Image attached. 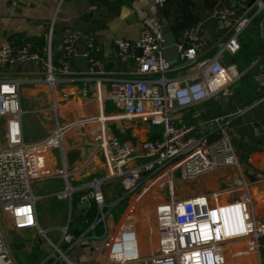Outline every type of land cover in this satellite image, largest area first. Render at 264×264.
<instances>
[{
	"label": "built area",
	"instance_id": "obj_1",
	"mask_svg": "<svg viewBox=\"0 0 264 264\" xmlns=\"http://www.w3.org/2000/svg\"><path fill=\"white\" fill-rule=\"evenodd\" d=\"M162 2L150 0L148 11L157 14ZM261 10L264 11V0H235L233 5L220 4L211 8L210 14L221 23L225 38L217 51L195 61L197 76L192 81L168 73L172 63L162 54L163 36L159 22L152 26L142 25L134 39L112 37L113 55L119 61L131 60V72L138 77L112 80L105 91L100 86L105 73L98 57L100 45L91 32L63 26L59 34V57L53 55L51 27L44 35L41 48L34 47L29 40L0 41V264H17L9 243L8 226L15 229L36 227L45 234V230L37 226L34 214V201L42 196L61 201L65 208V220L54 227L60 233L58 241L49 242L53 252L58 253L57 257L66 259L65 249L60 248L61 242L73 244L88 236L80 231L72 233L69 229L72 197L80 189L83 193L78 196V201L91 200L95 205V216L89 228L101 224V231L91 232L87 239L100 254L97 264H231L230 257L240 254L252 255L243 258L248 264H264V253L261 252L264 223L257 222L254 217L250 189L253 183L246 179L245 171L237 161L227 127L232 116L264 101V71L253 72L252 79L261 94L245 107L190 124L175 123L173 115L179 108L230 92V85L240 77L241 71L234 63L221 62L218 55L222 49L234 52L238 48V33ZM181 33L188 42L186 45L177 43L178 56L193 59L206 45V40L196 34V27H184ZM80 41L81 49L78 47ZM74 54L84 56L87 69L82 73L95 79L93 93L100 105L108 101L122 114L159 126L160 130L154 137L136 134L135 141H119L106 134L104 146L97 147L105 158L100 177L81 184L66 181L60 188L35 195L31 182L45 161L43 156L39 164L37 154L41 150L44 153L52 145L61 150L65 127L54 124L42 139L25 142L20 122L21 82L4 71L8 66L31 62L42 75L41 81L52 92L60 76L74 72L69 64ZM78 93L81 96L89 93L86 83L80 85ZM55 102L52 99L53 113H56ZM90 117L70 123L96 121ZM99 131L102 132L101 125ZM221 166H227L230 172L219 188L175 198L170 186L168 196L155 201L150 223L155 238L152 252L144 255L140 251L138 232L130 220L131 211L125 217L127 224L107 225L105 217L109 208H106L101 189L104 180L116 177L122 189L121 197L135 201L137 196L150 190L155 181L162 184L165 179L172 180L175 170L178 179L184 180ZM67 168L62 165L55 174L66 177ZM42 170L47 172L43 175L53 173L45 168ZM241 263L244 264L242 259Z\"/></svg>",
	"mask_w": 264,
	"mask_h": 264
},
{
	"label": "crops",
	"instance_id": "obj_2",
	"mask_svg": "<svg viewBox=\"0 0 264 264\" xmlns=\"http://www.w3.org/2000/svg\"><path fill=\"white\" fill-rule=\"evenodd\" d=\"M149 1L150 0H0V41L9 40L12 42H20L22 40H29L33 43L34 47L40 48L36 43L38 40L44 39V35L49 27L52 29V36L54 34H60L63 26L66 25L80 32H91L95 35L100 45L98 57L105 67V73L102 75L100 86L102 91H105L109 86V82L112 80L138 77L137 74L131 72V60L119 61L113 55L111 40L114 35L134 39L137 37L139 28L142 25L152 26L159 22L161 24V29L163 26L165 27L164 34L166 35L175 34V31L179 30L176 41L186 45L188 40L182 35V28L195 27L193 24L198 23L200 20L210 15V10L214 5H233L235 3V0H163L159 7V12L157 14H151L147 9ZM246 28L252 32L254 38L264 40V11L261 10L257 14V17L247 24ZM200 36L206 40V45L196 53L193 59L188 60L179 57L172 63L171 69L168 71L171 76L184 77L187 81L195 79L197 76L194 71L195 61L205 58L214 51H217L225 38L223 34L220 36H213L207 30H204ZM80 46L82 48L81 41L78 42V47L80 48ZM52 51L55 57L60 56L59 41L53 39ZM232 55L233 52L227 49H222L218 55L221 62L234 63L236 68L241 71L238 80L230 85V92L225 95L217 94L210 97L212 101L217 103L216 105L210 103L208 98L197 104L177 109L173 112L175 123H197L199 120L208 119L218 114L232 112L239 107H235L232 110H225L229 105L225 108L221 101L227 100L230 104L229 107H231L235 105L236 102L242 104L246 98L251 100L256 96L258 89H256L257 87H255L252 79V74L254 72L252 66L258 63V57L256 56L253 60L243 65L241 61L234 62ZM71 67L74 68V72L70 75L60 76L52 92L48 90L41 81L42 75L37 72L35 65L31 62H23L15 66H8L4 71L7 76L16 77L20 80V95L21 88L24 87L25 84L28 85L29 89H36L31 91L29 96L27 95L25 97L38 102L37 107L35 106L33 109L36 111L35 115L44 133L26 142L31 143L42 139L49 134L54 124H60L65 127L60 145L62 151L58 146L55 148V151L51 148L52 146L46 148L43 153L45 158L43 166L38 168V174H36L32 182L35 180L47 181L52 178H59L63 181L60 185L62 187L66 181L73 184H81L85 181L100 177L104 172L105 158L102 151L98 150L96 147L99 137H103L102 132L98 135L101 123H93L97 126V135H94V138H89L87 121L82 120L70 123L73 122V120H80L81 118L90 116H92L90 118L100 120L102 116H105L104 125L106 134L119 141H135L136 134L140 136H142L141 134H146L149 137H154L159 133L160 127L151 126L146 121H139V119L137 120L136 118H125L122 113L108 101H105L102 108L99 109L100 100H98L93 93V85L96 83L95 79L85 76L77 66L71 65ZM147 77L152 78L150 75ZM82 83H86L88 89L89 87L92 88L85 96H81L78 93ZM52 99L56 100V113H51L52 110L50 107ZM109 106H111L110 108L113 110L106 108ZM216 108L220 113H216ZM105 109H107V111H105ZM245 110L241 112L242 115L238 113L229 119L227 124L228 134L237 161L241 169L245 171L246 179L258 186L255 189H251L253 195L252 203L254 202L257 206V210L260 208L259 205L262 206L263 210L260 214H256L254 211L253 213L257 222L264 223V103L254 106L252 110L249 109L251 111ZM20 122L21 135L23 136L22 119ZM233 141L238 146H242L241 144L243 143L247 144V146H245V151L241 153V149H238L239 153L235 152V143H233ZM71 149L79 151L76 159L71 166L67 168L68 172L66 177L54 173L43 175L47 173H43V168L54 172L62 167V165L66 167L64 154ZM138 159L143 158H137L136 160ZM221 168L225 169L221 181H225L229 178L230 169H228L227 166H221ZM113 180L118 183V179L113 177L104 180L103 183H105V188H102L106 208H109V214L107 213L105 217L106 223L109 226L117 224L112 221L110 209L114 207L118 199H122V189L118 183L120 189L116 198L105 201L106 187L110 186V182H113ZM81 193H83V189L77 190L73 194L70 218L72 212L76 213V209L73 208V202H75V206H77L76 203H79L77 208L90 204L91 200L86 202L78 201V196ZM221 195L223 194H220V196ZM151 198L154 200V197L151 196ZM138 199L139 197L137 196L136 200ZM126 200L129 201L127 198ZM110 201L112 202L109 203ZM50 202L56 205L57 210L61 211V201H56L50 197L48 203ZM144 202L146 203L148 200L144 199V201L140 203L144 204ZM119 203L120 201L118 204ZM48 208L50 209V205ZM138 211L143 214L150 210L144 211L139 207ZM34 214L37 226L45 230V232L56 229L54 227L61 224L66 217V214L61 211L58 215H54L51 223L45 224L43 227L40 226L37 212L35 211V201ZM92 220L85 229L80 230V232L88 236L73 244H71V242H61L60 245L63 244L61 248L63 250L65 249L64 255L66 259L61 257L58 258L56 250L55 252H53L54 250L50 252H25V254H21V262L16 261L17 264H69V262L72 264H97L100 260V254L95 247L89 244L87 239H89L91 232L99 233L101 231V224L96 223L93 228L90 229L89 225L92 223ZM71 224L72 223H70L69 229L71 228ZM70 231L75 234L77 233V230L74 229H70ZM7 232L9 236H12L13 244L17 247L25 248L28 247V244L24 245L22 242H19L18 238L26 236L28 232L34 234L38 231L36 227L15 229L8 226ZM58 238L59 235L57 234V241ZM138 240L142 254L146 255L152 252L155 243L154 230L151 228L150 232H146L143 237L139 236ZM262 240H264V238ZM244 243L243 241V244ZM262 244L264 245V241H262ZM31 246L32 249L39 248V239L34 240ZM94 250L95 253L93 252ZM30 253H32L31 257L28 256ZM250 257H252L251 254H247L246 256L244 254L237 256L232 255L230 257V263L242 264V259L244 264H248L244 262L243 258L248 259Z\"/></svg>",
	"mask_w": 264,
	"mask_h": 264
},
{
	"label": "rangeland",
	"instance_id": "obj_3",
	"mask_svg": "<svg viewBox=\"0 0 264 264\" xmlns=\"http://www.w3.org/2000/svg\"><path fill=\"white\" fill-rule=\"evenodd\" d=\"M34 90L36 89H29L27 84H25L24 87L21 88L20 105L23 110L21 114L22 126H23V136L22 137L25 142L44 133L42 128L39 126L38 118L35 115L36 111L33 109L35 106L37 107L38 102L25 97L27 95L29 96V94H31L30 92ZM221 102L222 104H224L225 108L228 105L230 106L227 100L221 101ZM229 106L225 110H232L235 107L240 108L243 105L238 104L236 102L235 105L231 107ZM101 108H102V104L100 105L99 109ZM105 111H107V109H105ZM51 113L53 112L51 111ZM122 115L125 118H128V116L124 114ZM240 115H242V113ZM104 117L102 116L100 120H96V121L95 120L87 121L86 124H88L87 126H88V136H90L89 138H94V135H97V132H96L97 126L93 124L94 122L101 123L102 134H103V137H105L106 132H105V125H104V120H105ZM156 127H159V126H156ZM99 134H100V131H99ZM0 138H1V134H0ZM233 143L235 142L233 141ZM241 145L242 146H238L236 143L234 144L235 152L239 153L238 149H241L240 150L241 153L245 151V148H246L245 146H247V144L243 143ZM56 147H57L56 145L54 146L52 145L51 148H53L55 151ZM42 152L43 151L41 150L37 154V162L39 164H41L42 162V158H43ZM53 173L55 174V171ZM224 173H225V169L218 167L207 173L194 176V177H190V178H186L184 180H180L177 177V170H175L173 172L172 181H170L169 179H165L162 184H158L157 181H155L154 184H152V187L148 192H143L144 195L142 194V196L141 195L139 196V199H138L139 201L136 199L135 201L134 199L127 201L126 198L118 199V202L120 201V203L110 209V212H111L110 216L112 218V221L115 222V224L116 223L127 224L128 222L126 221L125 217L131 211L129 213L130 215H132V218H130V220H133L132 222L135 223L133 225H134V228L137 230L138 235L143 237L145 236L146 232H150L151 230L150 223H152V213L151 212H152L153 204L155 203V201L164 200L168 196V189L170 186H172L173 188L175 198H177V196H188V195L196 194V193L209 192L212 189L219 188L221 177L223 176ZM62 183H63L62 179H59V178H52L47 181L46 180H35L32 182L31 190H32V193L35 195H42L43 193L47 191H51L59 187ZM110 184H111L110 186L106 187L107 191L105 193V201L113 200L114 198H116V195L120 189L118 187V183H116L114 180L113 182H110ZM102 188H105V183H101V189ZM151 196L154 197V200L153 198H151ZM49 198H50L49 196H44V197H38L35 200V211L37 212L39 225L42 227L45 224L47 225L48 223H51L53 221L54 215L55 216L58 215L59 213H61V211L63 213L66 212L63 206H60L61 211H59L56 209L57 207L55 204H52L51 202L48 203ZM141 199L142 201H144V199L148 200V202L146 203L144 202V205L146 206V209L150 210L143 214H141L138 211V208L142 206L140 203L142 202ZM111 202L112 201H110L109 203ZM49 205H50V209H53V210H50L48 208ZM259 207L260 208L257 211H255L256 214H260V212H262L263 210L262 206L259 205ZM57 234L60 235L57 229H51V231H46L45 234L41 233L40 231L34 234H31V232H28L26 236L22 238L21 237L18 238L19 242H22L24 245L28 244V247H25V248L17 247L15 244H13L12 236L11 235L8 236L9 243L11 240L10 245H11V250L13 252L12 254H13L14 259L16 261L21 262L22 253L25 254V252H48V251L50 252L54 250L49 240L56 243ZM38 239H39V248L32 249L31 243L34 240H38ZM61 246H63V244L60 245V248ZM93 252L95 253V250ZM28 256L31 257L32 253L28 254Z\"/></svg>",
	"mask_w": 264,
	"mask_h": 264
},
{
	"label": "trees",
	"instance_id": "obj_4",
	"mask_svg": "<svg viewBox=\"0 0 264 264\" xmlns=\"http://www.w3.org/2000/svg\"><path fill=\"white\" fill-rule=\"evenodd\" d=\"M255 17H257V16H255ZM40 39H41V37H40ZM237 41H238V48L233 52V55H232L234 58V62L235 61H241V63L243 65H245V63L250 62L251 60H253L257 56L258 57L257 58L258 63H256L255 66H252V69L254 70V72H256L258 70L264 71V40H260L259 38H254L252 32H250L249 29L244 27L238 33ZM52 42H53V40H52ZM36 45L41 48L43 45V39L38 40ZM254 85H255V87H257L256 89H258L256 96L254 98H252L251 100L246 98L245 101L242 103V105H243L242 107L249 105L252 101H254L261 94V90L255 84V82H254ZM208 100L213 105L217 104L215 101H212L211 98H209ZM261 103H264V101H259L246 110L252 109L254 106L261 104ZM239 104H241V103H239ZM213 105H211V106H213ZM110 107L111 106L106 107V108L113 110ZM242 107H240V108H242ZM215 110H217L216 111L217 114L220 113L217 108ZM72 204H73V208L76 209V213H73V212L71 213L70 223H72V224H71L70 229L71 230L74 229L77 231L83 230L88 226V224L91 222V220L94 217V214H95L94 202L90 201V204H88L87 206L81 207V208H77V206H75V202H73ZM116 205H118V202H116L114 204V206H116ZM141 205H142L140 207L141 210H144V211L148 210V209H146V206L144 204L141 203ZM261 252L264 253V245L261 248Z\"/></svg>",
	"mask_w": 264,
	"mask_h": 264
},
{
	"label": "water",
	"instance_id": "obj_5",
	"mask_svg": "<svg viewBox=\"0 0 264 264\" xmlns=\"http://www.w3.org/2000/svg\"><path fill=\"white\" fill-rule=\"evenodd\" d=\"M193 26L197 29V34L201 35L204 30L209 31L213 36H220L221 34H224L223 28L221 23L217 20V18L214 15H208L202 20H200L198 23L193 24ZM163 41H162V54L164 57H166L171 63H174L179 57L183 58L182 56H178L177 51V38L179 34V30L175 31V34L172 35H166L165 27L163 26L161 29ZM53 39L55 41H59V34H54ZM81 49V46H80ZM80 50L78 51V53ZM69 64L72 66H77L81 71H85L87 69L86 61L83 55L81 54H74L72 55L71 59L69 60ZM92 88L89 87V90ZM114 131V130H113ZM78 151L75 149H71L69 151H66L64 156L66 160V166L70 167L73 161L78 156ZM78 206L79 203H76Z\"/></svg>",
	"mask_w": 264,
	"mask_h": 264
},
{
	"label": "bare ground",
	"instance_id": "obj_6",
	"mask_svg": "<svg viewBox=\"0 0 264 264\" xmlns=\"http://www.w3.org/2000/svg\"><path fill=\"white\" fill-rule=\"evenodd\" d=\"M103 145H104V139H103V137H99L98 142L96 144V147L102 148ZM257 187H258L257 185L252 184L250 186V189H255ZM252 198H253V195H252ZM253 211H254V213H255V211H257V206L254 204V202H253Z\"/></svg>",
	"mask_w": 264,
	"mask_h": 264
}]
</instances>
